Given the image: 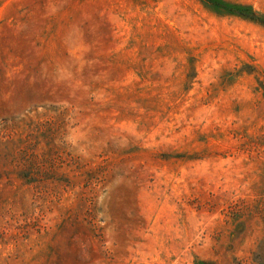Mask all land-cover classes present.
<instances>
[{"label":"rangeland","instance_id":"obj_1","mask_svg":"<svg viewBox=\"0 0 264 264\" xmlns=\"http://www.w3.org/2000/svg\"><path fill=\"white\" fill-rule=\"evenodd\" d=\"M0 264H264V0H0Z\"/></svg>","mask_w":264,"mask_h":264}]
</instances>
